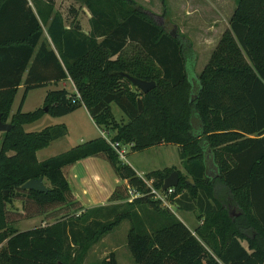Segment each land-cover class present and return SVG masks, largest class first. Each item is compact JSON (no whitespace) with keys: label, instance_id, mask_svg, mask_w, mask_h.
Returning <instances> with one entry per match:
<instances>
[{"label":"trees","instance_id":"1","mask_svg":"<svg viewBox=\"0 0 264 264\" xmlns=\"http://www.w3.org/2000/svg\"><path fill=\"white\" fill-rule=\"evenodd\" d=\"M75 1L90 11L87 33L79 20L68 22L55 10V0H0V114L12 124L0 135V264H84L91 248L125 220L137 264H264V0H237L196 91L187 72L193 52L180 33L168 31L134 0ZM125 74L156 86L144 93ZM70 79L77 93L50 90L42 107L23 111L30 90ZM21 85L24 95L11 116ZM113 103L126 123L112 113ZM82 106L133 151L179 146L186 174L170 167L146 178L160 190L178 171L170 198L204 218L196 234L155 199L104 137L38 159L37 151L68 128L28 132L24 125ZM91 156H105L141 195L130 202L120 185L110 201L121 202L84 209L65 170ZM39 178L50 183L48 191L23 188ZM14 199L25 202L28 216L35 208L57 220L19 231L8 217ZM97 264H118L116 253Z\"/></svg>","mask_w":264,"mask_h":264},{"label":"rangeland","instance_id":"2","mask_svg":"<svg viewBox=\"0 0 264 264\" xmlns=\"http://www.w3.org/2000/svg\"><path fill=\"white\" fill-rule=\"evenodd\" d=\"M46 2L47 0H40ZM140 7L145 9L148 14L161 25L165 26L168 31H177L184 36L187 44L191 45L193 52L194 64L187 62V72L189 80L192 83V90L196 91L199 86V74L209 61V58L215 49L220 35L230 26V19L237 5V0H134ZM55 10L61 12L68 22L77 19L81 22L82 27L87 30L90 24V12L80 2L75 0H55ZM33 5V3L31 2ZM76 13V14H75ZM58 85V84H57ZM54 83L40 88L32 89L28 92L23 111H33L43 105L44 93L48 90L58 89L61 87ZM23 86V85H22ZM66 88L73 89L72 82L67 81ZM74 94L73 91H71ZM24 95V88L20 90L13 103L12 111L16 112ZM113 113L119 119L123 111L119 106L113 103ZM10 119L7 120L9 123ZM65 123L69 128V133L62 139L55 140L52 144L42 149L38 153L40 161L48 157L60 154L72 148L73 146L84 141L92 140L100 133L89 114L83 109L78 108L74 112L63 118H56L47 114L41 119L26 124L24 129L28 132L41 131L47 126ZM2 132H0L1 135ZM83 140V141H81ZM130 153V150H127ZM133 151V150H131ZM12 153V152H10ZM127 153L125 163L133 165L141 170L137 164L152 166L153 168H162L167 165H175L183 169V164L179 156V147L176 144L156 145L147 150L138 151L135 154L134 161ZM121 159V158H120ZM44 182L50 186L47 180ZM171 200V198H170ZM172 201V200H171ZM172 203H174L172 201ZM164 206V205H163ZM25 202L14 199L7 205L8 217L12 225L18 230H27L40 227L55 222L56 217H49L50 213H41L38 209L32 208L31 216H28ZM168 208V207H167ZM172 210L178 215L182 214L176 204L171 206ZM171 210V209H170ZM172 212V211H171ZM197 220H195L196 222ZM130 222L123 221L115 230L108 234V237L115 238L118 243L126 245H94L84 264H97L103 257H107L116 248L118 264H136L127 246L128 231ZM113 241V240H112Z\"/></svg>","mask_w":264,"mask_h":264},{"label":"crops","instance_id":"3","mask_svg":"<svg viewBox=\"0 0 264 264\" xmlns=\"http://www.w3.org/2000/svg\"><path fill=\"white\" fill-rule=\"evenodd\" d=\"M74 1V0H73ZM86 7V6H85ZM87 8V7H86ZM89 11V10H88ZM90 12V11H89ZM91 15V14H90ZM84 29V28H83ZM90 30V24H89V29L84 31L87 33ZM224 32V31H223ZM223 32L221 33L220 37L222 36ZM26 77V75L24 76ZM69 81V80H67ZM67 81H59L58 83H54L57 86H61L58 89L61 88H66L65 85L67 83ZM70 81L72 82L73 85V89H68L69 92L72 94L71 91H73L74 93H77V89L76 86L74 84V82L70 79ZM53 83H50L49 85H52ZM24 86H20L18 93L20 92L21 89H23ZM54 90V89H53ZM50 90L46 91L44 93V98H43V104H44V100L45 97L47 95V93ZM17 93V95H18ZM16 95V96H17ZM16 99V97H15ZM15 101V100H14ZM113 105V104H112ZM112 107V113H113V106ZM43 106V105H42ZM83 109L87 112V114H89L90 118L92 119V121L94 122L95 126L98 128L99 130V135L95 138L98 137H104L103 133L107 132L110 135L111 134H117V131L115 130H111V131H107L102 129L101 127H99L96 122L94 121V119L92 118L90 112L88 111V109L85 106H82ZM13 108V106H12ZM24 109V106H23ZM17 111V110H16ZM16 112H13L11 110V116L13 114H15ZM114 114V113H113ZM47 114H45L44 116H46ZM68 115V114H67ZM67 115L64 116H59L56 118H63ZM115 115V114H114ZM43 116V117H44ZM116 117V115H115ZM41 119V118H40ZM116 119L120 122V123H126L127 122V117L123 114H120V118L118 119L116 117ZM37 121V120H36ZM59 124V123H58ZM61 124H65V123H61ZM26 125V124H25ZM24 125V126H25ZM66 125V124H65ZM67 126V125H66ZM68 128V127H67ZM68 133H69V128H68ZM66 136V135H65ZM253 136V135H252ZM94 138V139H95ZM62 139V138H59ZM56 139V140H59ZM55 141V140H54ZM83 141V140H81ZM89 141V140H88ZM53 142V141H52ZM52 142L49 144V146L52 144ZM86 142V141H84ZM82 142V143H84ZM81 144V143H79ZM78 145V144H77ZM163 145V144H160ZM47 146V147H49ZM126 147V150H130V153L127 151V153H129V155L131 156V159L134 161V156L135 154H138V151H131L132 150V145L128 144V145H124ZM178 146V145H177ZM46 147V148H47ZM74 147V146H73ZM154 147V146H153ZM151 147V148H153ZM179 147V146H178ZM45 149V148H43ZM71 149V148H70ZM149 149V148H148ZM42 149L37 151V157H38V153L41 151ZM147 150V149H145ZM63 153V152H62ZM58 155V154H57ZM55 156V155H54ZM179 156H180V148H179ZM52 157V156H51ZM127 157V155H126ZM49 158V157H48ZM43 161V160H42ZM181 162L183 164V169L178 168L175 165H167L164 166L162 168H153L152 166H142L140 165V163L137 162V164L141 167V170H139L138 168H136L133 163H128L129 165H131L134 170L137 172V174L142 177V178H146V175L152 171L155 170H163L165 168H170V167H176L177 170L183 172L184 174H186V170L184 167V162L181 159ZM66 176L69 180L71 189H72V193L74 198L79 201V203L81 204V206L84 209H90V208H97V207H104V206H108L114 203H119L121 201L118 202H111L110 198L114 192V190L116 189V187L120 186V185H125L126 188L128 187V182L127 180H122L120 179L117 174L115 173V170L113 168V166L111 165V163L108 161V159L105 156H91L85 159H82L80 161H78L77 163L73 164L72 166L68 167L65 170ZM171 201V200H170ZM174 203H172L168 206L164 207H168L169 209H171V211L194 233L196 234V230L203 224V220L204 218H202L200 216V213L197 210L194 211H187V210H181L180 215H178V213H175V211L172 210L171 206ZM163 206V204H162ZM178 207V206H177ZM229 208H230V212L232 215L236 216L238 213V211L236 210V208L230 203L229 204ZM195 220H197L195 222ZM128 221V220H127ZM131 226V224H130ZM117 228V227H116ZM115 228V229H116ZM114 229V230H115ZM130 229V228H129ZM28 230V229H27ZM19 231H24V230H19ZM112 232V231H111ZM129 232V231H128ZM109 234V233H108ZM108 234L106 236H104L98 243H96L95 245H126L122 242L118 243V241H115V238L113 239L112 237H108ZM113 240V241H112ZM243 245H247L246 241L242 242ZM112 252L116 253V248L111 249ZM104 258V257H103ZM119 263V262H118ZM137 264V263H136Z\"/></svg>","mask_w":264,"mask_h":264},{"label":"water","instance_id":"4","mask_svg":"<svg viewBox=\"0 0 264 264\" xmlns=\"http://www.w3.org/2000/svg\"><path fill=\"white\" fill-rule=\"evenodd\" d=\"M125 75L126 77L129 78V80L132 82L133 85L138 87L144 93L149 92L152 88L156 86L155 81L138 79L129 74H125ZM11 128H12V124L4 122L2 120V115L0 114V132L9 131ZM189 181L192 184H194L192 178H189ZM178 183H179V173L178 171L175 170L165 179L163 189L167 190L169 188L175 187L178 185ZM23 188L38 190V191H48V187L46 186L43 178L29 180L23 185Z\"/></svg>","mask_w":264,"mask_h":264},{"label":"built area","instance_id":"5","mask_svg":"<svg viewBox=\"0 0 264 264\" xmlns=\"http://www.w3.org/2000/svg\"><path fill=\"white\" fill-rule=\"evenodd\" d=\"M104 138L110 143V145L115 149V151L118 153L119 157L124 160L126 159V155H127V150L126 147L124 145H122L120 142L113 140L115 134H109L107 132L103 133ZM145 180V182L147 183V185L151 188L152 193L155 196V199L160 200L161 203L165 206H169L171 204L170 201V196L174 193L175 188H169L167 190L164 189H156L153 186V180L152 179H147V178H143ZM128 192H129V198L128 201H133L136 197H139L141 195V192L132 188L131 186L128 185L127 187Z\"/></svg>","mask_w":264,"mask_h":264}]
</instances>
